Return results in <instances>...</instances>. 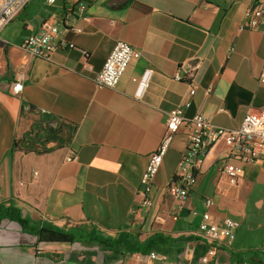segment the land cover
I'll return each mask as SVG.
<instances>
[{"label":"crops","instance_id":"0c3cea01","mask_svg":"<svg viewBox=\"0 0 264 264\" xmlns=\"http://www.w3.org/2000/svg\"><path fill=\"white\" fill-rule=\"evenodd\" d=\"M256 3L32 0L0 32V264H264V161L230 160L241 168L234 185L220 170L226 161L220 145L186 199L167 192L197 113L237 129L249 111L264 110V17L257 29L245 27V13ZM47 24L60 27L68 46L51 60L34 58L23 42ZM117 41L132 46L134 57L116 88H98L95 78ZM147 70L150 86L141 92ZM23 74V89L14 95ZM189 101L154 182L153 205L143 208L149 157L161 144L168 113ZM28 110L74 125L72 143L41 155L14 150ZM193 211L239 226L231 239L213 243L199 234L201 217ZM50 225L105 237L127 231L140 234V242L160 233L169 242L149 261L87 241L40 243L30 230Z\"/></svg>","mask_w":264,"mask_h":264},{"label":"built area","instance_id":"2783aa9c","mask_svg":"<svg viewBox=\"0 0 264 264\" xmlns=\"http://www.w3.org/2000/svg\"><path fill=\"white\" fill-rule=\"evenodd\" d=\"M32 0H0V32L9 25L22 12V10ZM55 0H49V3ZM84 8L81 7V11ZM82 15V12H81ZM264 17V0H259L256 5L245 13V27L257 29ZM75 32L80 33L79 28H73ZM60 27L57 24H47L39 33L31 34L23 42L22 48L34 58L51 60L54 52L63 47H67L66 41L60 36ZM74 48V45H70ZM135 50L128 43L117 41L107 57L102 70L95 78V85L98 88L114 89L120 83L122 77L127 71ZM201 67L198 63L188 74L193 77ZM153 71L147 70L139 82L141 92L150 86V80ZM25 74L13 84L12 93L20 94L23 89ZM177 81H182L180 75L175 77ZM261 82L264 83V70L261 75ZM211 89L208 90L210 92ZM196 93L193 88L191 95ZM191 102L177 107L168 113L166 129L158 149L152 153L148 160V165L141 178V194L143 197L141 206L149 208L153 205L151 194L153 192L154 182L160 172L164 158L166 157L175 135L185 121L184 109L189 107ZM220 145L225 146V162L220 170L229 176L230 182L234 185L238 182V175L241 168L231 163L230 160H237L243 163L264 161V110L249 111L237 129H229L213 125L202 113H197L191 119V128L188 134V143L182 154L177 172L174 179L167 187V192L178 200L186 199L190 191L198 181V174L201 172L204 161L209 157H214L217 148ZM71 160V157L68 158ZM207 207L213 206L211 199H205ZM195 217H201L199 223V234L210 242H220L223 239H231L239 223L233 219L226 218L222 224L212 221L209 212L200 214L193 211ZM158 253L152 251L147 255L149 261L156 260ZM240 264H252L242 262Z\"/></svg>","mask_w":264,"mask_h":264},{"label":"trees","instance_id":"16d2710c","mask_svg":"<svg viewBox=\"0 0 264 264\" xmlns=\"http://www.w3.org/2000/svg\"><path fill=\"white\" fill-rule=\"evenodd\" d=\"M255 1L258 2L259 0ZM57 124L55 129H52L42 138L17 139L14 142V150L41 155L69 146L74 138L75 126L64 121H57ZM17 220L22 225L27 226V221L24 219L17 218ZM30 230L38 237L40 243L72 244L76 241H87L95 243L103 247L105 251L118 256H127L129 254L148 255L169 242V237L160 233H156L145 241L140 242V234L127 231L120 232L114 237H105L98 234L97 231L92 232L90 235L79 234L75 231H65L51 225L45 227L32 226Z\"/></svg>","mask_w":264,"mask_h":264},{"label":"rangeland","instance_id":"374dc122","mask_svg":"<svg viewBox=\"0 0 264 264\" xmlns=\"http://www.w3.org/2000/svg\"><path fill=\"white\" fill-rule=\"evenodd\" d=\"M30 115V121L25 126L24 131L20 138L22 139H37L47 135L52 129L57 127V121L52 118H46L44 116H37L34 112H28Z\"/></svg>","mask_w":264,"mask_h":264}]
</instances>
